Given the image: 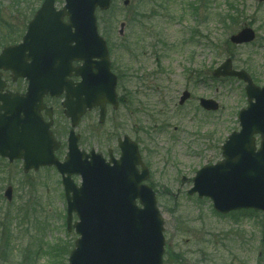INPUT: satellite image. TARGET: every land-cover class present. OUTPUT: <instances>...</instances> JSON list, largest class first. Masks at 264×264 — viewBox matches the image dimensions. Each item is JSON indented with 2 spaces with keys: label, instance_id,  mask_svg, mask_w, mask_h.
I'll return each instance as SVG.
<instances>
[{
  "label": "rangeland",
  "instance_id": "374dc122",
  "mask_svg": "<svg viewBox=\"0 0 264 264\" xmlns=\"http://www.w3.org/2000/svg\"><path fill=\"white\" fill-rule=\"evenodd\" d=\"M41 1L0 0V50L20 41ZM124 1L112 0L97 19L112 69L121 75L117 92L125 104L103 124L97 114L90 115L77 130L79 149L106 159L110 151L118 158L117 139L127 136L137 143L149 172L145 184L157 191L164 223L163 264H264V212L219 215L209 199L187 195L196 172L222 160L220 148L239 130L237 115L247 107L244 84L215 79L213 70L231 58L234 69L264 86V2L129 0L124 7ZM232 2L244 4V20L225 28L216 17ZM63 5L56 0L57 9ZM244 24L254 30L255 41L231 46L229 35ZM132 53L137 58L132 60ZM184 91L190 98L179 106ZM200 99L216 102L218 110L204 111ZM72 180L80 182L77 176ZM8 184L11 201L0 196V264H67L77 235L66 230L60 177L48 169L24 175L21 164L14 163L8 175L0 173L2 191Z\"/></svg>",
  "mask_w": 264,
  "mask_h": 264
},
{
  "label": "water",
  "instance_id": "95a60500",
  "mask_svg": "<svg viewBox=\"0 0 264 264\" xmlns=\"http://www.w3.org/2000/svg\"><path fill=\"white\" fill-rule=\"evenodd\" d=\"M54 2L44 0L29 23L22 43L1 51L0 69L11 70L14 78L29 77L25 71L39 65L42 72L37 76L44 80L32 81L29 78V96L56 95L65 88L68 97L63 104L66 108L64 114L71 119L72 126L77 124L86 107L98 106L103 120L105 105H116V78L110 73L107 48L98 35L94 13L97 8L106 10L110 0H65L61 11L54 10ZM64 16L68 17V24L63 23ZM123 28L122 24L120 35ZM254 38V32L244 27L230 36L229 41L233 45H242ZM26 51L29 53L27 56ZM27 59L35 62L34 67H25ZM79 60L83 65L76 74L82 81L73 88L64 82V78L68 75L70 62ZM213 75L216 78L236 77L246 83L248 108L239 113L240 131L232 133L222 146L224 160L199 170L188 195L196 193L199 198H209L214 210L221 214L239 209L264 211V87L254 86L244 71L232 70L229 59ZM2 85L0 82V88ZM15 96L2 95L0 100H21ZM188 97V93H184L179 103L183 104ZM72 98H76L81 106L74 109ZM200 105L206 110L217 109L211 100H200ZM3 109L15 117L20 112L26 113L20 104H8ZM30 114L28 110L25 115L28 117ZM11 129L0 131L1 156L9 160L23 159L25 171L33 166L54 165L62 177L67 175L63 177V185L68 225L71 214L76 213L78 222L74 228L79 236L68 264H162L163 221L156 208L154 193L142 184L147 180L148 172L141 162L137 146L128 137L120 143V159L112 161L110 166L93 153L87 161L88 156L77 150V137L71 133L66 162L59 164L51 160L50 149L47 150L44 144L29 145L21 138L9 143L8 138L16 133V128ZM255 135L261 139L258 150ZM30 151L33 152L27 154ZM46 153L48 156L42 158ZM138 165L140 173L136 168ZM73 174L81 177V185L77 189L69 179ZM6 197L10 199V190Z\"/></svg>",
  "mask_w": 264,
  "mask_h": 264
},
{
  "label": "flooded vegetation",
  "instance_id": "af4514ba",
  "mask_svg": "<svg viewBox=\"0 0 264 264\" xmlns=\"http://www.w3.org/2000/svg\"><path fill=\"white\" fill-rule=\"evenodd\" d=\"M27 24H28V22H27ZM27 24H26V29H27ZM79 64L80 63H72V66L77 67ZM114 73L116 74V72H114ZM116 75H117V77H119L118 74H116ZM2 79L6 84L4 91L9 90L13 93H18V94L26 93L27 86H28V81L26 79H17L16 82L13 83L11 80V75L9 72H3L2 73ZM67 80L73 84H76L80 81V78L76 77L73 73H71V75L67 78ZM64 99H65L64 94H60L57 97L45 95L42 98V103L45 105V108H43V109L41 108V102L40 101L35 102L33 104L34 114H32L31 120H29V122L27 123V125L29 127L30 126L36 127V129L38 131V135L40 137L48 136L51 143L47 142L46 145H48V147L51 149L53 159L56 161H60V162H62L65 158L67 139H68V135H69V131H70V125H71V122L67 118H65L63 115L62 102L64 101ZM123 102L124 101H122L121 98L118 96V106L116 108H114L111 105H107L106 106L105 120L109 115L110 116L115 115L118 112L121 104H123ZM0 105H2L1 102H0ZM94 114H97V116H98V114H99L98 108H93V109L87 110L85 112V114L80 119L78 125L75 128V133L77 135H79L77 133L78 128L82 127V124L85 123V120L90 115H94ZM0 115H2V113H0ZM20 117L23 118L22 115ZM97 123H98V118H97ZM85 125L89 128V124H85ZM88 128H87V130H88ZM36 139L37 138H35V141H36ZM79 140H80V135H79ZM116 144H117V140H116ZM117 150H118V148H117ZM108 153H111V152L109 151ZM14 163L15 164L16 163L21 164V169H22V162L21 161L9 162L8 159L0 156V173H2V175H5V174L8 175V168L11 167ZM46 169L52 170L58 176H60L53 166H51V167H39L36 169L32 168L27 172H24L22 169V173L24 175L25 174L26 175L27 174L35 175L38 172L46 170ZM7 187H11V186L8 184ZM5 190L2 191V188L0 187V191H2V192H0V196L3 197Z\"/></svg>",
  "mask_w": 264,
  "mask_h": 264
},
{
  "label": "trees",
  "instance_id": "16d2710c",
  "mask_svg": "<svg viewBox=\"0 0 264 264\" xmlns=\"http://www.w3.org/2000/svg\"><path fill=\"white\" fill-rule=\"evenodd\" d=\"M228 10L226 14L220 15L219 24H221L222 27H232L235 28L243 22L244 18V4L241 6L239 4L234 3H228ZM15 32L7 34L8 43L13 42V36ZM11 40V42H10Z\"/></svg>",
  "mask_w": 264,
  "mask_h": 264
}]
</instances>
